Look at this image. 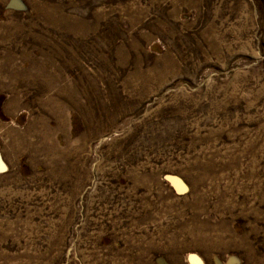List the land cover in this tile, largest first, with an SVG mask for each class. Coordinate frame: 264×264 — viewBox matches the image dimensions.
<instances>
[{
	"label": "rangeland",
	"instance_id": "374dc122",
	"mask_svg": "<svg viewBox=\"0 0 264 264\" xmlns=\"http://www.w3.org/2000/svg\"><path fill=\"white\" fill-rule=\"evenodd\" d=\"M264 264V0H0V264Z\"/></svg>",
	"mask_w": 264,
	"mask_h": 264
},
{
	"label": "bare ground",
	"instance_id": "6f19581e",
	"mask_svg": "<svg viewBox=\"0 0 264 264\" xmlns=\"http://www.w3.org/2000/svg\"><path fill=\"white\" fill-rule=\"evenodd\" d=\"M191 264H199V262L193 256L190 258Z\"/></svg>",
	"mask_w": 264,
	"mask_h": 264
}]
</instances>
